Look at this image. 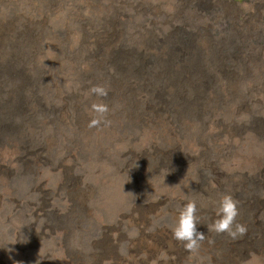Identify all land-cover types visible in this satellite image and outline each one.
I'll use <instances>...</instances> for the list:
<instances>
[{
  "label": "bare ground",
  "instance_id": "6f19581e",
  "mask_svg": "<svg viewBox=\"0 0 264 264\" xmlns=\"http://www.w3.org/2000/svg\"><path fill=\"white\" fill-rule=\"evenodd\" d=\"M183 1L168 0L174 7V20H182L176 9L183 6ZM233 4L242 9L253 6L249 3ZM184 5H188V0ZM206 7H202V12ZM106 19H102V26H81V38L87 44L85 57L72 68L71 79L66 77L68 89L60 87L61 91H54L58 104L50 111L49 104L30 93L31 88L23 75L26 72L18 68L20 63L18 66L12 63L17 58L23 61L21 57H27L24 49L32 43L31 35L25 31L24 37L13 38L8 27H0V34L10 38L8 42L14 43V53L18 55L0 64V88L4 82L9 85L0 95V264H154L162 251L168 253L169 259L167 262L160 260L159 264H264V121H223L215 115L209 119L173 120L169 113L176 108L160 101L163 96L159 92L150 95L154 100L158 99L156 102L141 106L133 104L132 84L155 88L161 79L157 78L156 70L163 73V68H158V64L151 60V65L148 62L146 68L142 57L133 66L136 72L133 75L132 68L121 56L114 22ZM75 36L79 37L78 32ZM41 40L47 50L35 53L33 59L44 64V61L52 60L55 52L51 51L50 39L34 37L35 43ZM56 40L55 35L53 41ZM144 42L140 39L136 44L146 49ZM254 62L260 67H252L253 64L251 67L241 66V70L248 73V77L242 76L244 80L226 74L229 69H222L223 77L218 79L221 88L218 95L212 93V98L218 101L219 98L229 99L231 88L242 83V96H253L251 93L257 90L251 84L260 82L259 78L264 79V54ZM84 70L88 72V85L82 87ZM199 74L197 70L178 73L168 80H172L171 86L174 87L189 84L195 97L204 86L200 85L201 77L200 81L198 77L192 78ZM147 76L150 78L145 80ZM94 86L106 88L107 95L90 93ZM3 88L6 87L2 86L0 90ZM81 90L87 96L90 94L92 100L84 101ZM113 92L117 97L115 103H110ZM258 97L262 99L264 94ZM94 103L108 106L107 122L89 127V121L96 115L91 109ZM211 109L216 112L215 107ZM137 124L141 129L133 133L131 129ZM199 132V136L194 135ZM77 136L78 140L89 137L93 149L101 146L98 149L103 166L92 157L89 174L93 184L108 188L97 191L100 197L92 186L86 184L87 180L84 183L72 173V162L75 164L81 160L76 154ZM225 140L237 144L224 149ZM114 149H119L116 157L112 153ZM87 150L81 149V153ZM136 168L143 174L141 188L133 171ZM110 169L115 170V175ZM16 175H21V179L16 181ZM113 176L116 179H112ZM16 184L18 188L14 187ZM225 192L237 201L239 214L236 221L246 228L245 233L236 238L207 228L215 219V202ZM190 193L197 196V200L192 199ZM185 197L196 201L199 207L197 228L205 237L193 254L173 239L169 227L175 222L179 206L186 202ZM133 230L138 234L130 237L128 233ZM75 239L79 244L69 248L68 241Z\"/></svg>",
  "mask_w": 264,
  "mask_h": 264
},
{
  "label": "rangeland",
  "instance_id": "374dc122",
  "mask_svg": "<svg viewBox=\"0 0 264 264\" xmlns=\"http://www.w3.org/2000/svg\"><path fill=\"white\" fill-rule=\"evenodd\" d=\"M220 1H230V3L219 4L214 3L211 0H188V5L185 7L184 0L183 6H180L179 10L176 9V12L181 14L182 18L181 21H178L172 18V10L174 7L170 6L168 0H0V27H8L7 29L10 31V35L13 36V38L23 36L22 34L25 31V33H29L31 35V40L33 39L32 43L30 42L29 48L24 49L27 50V57H21V60L23 61H19L17 60L19 58H17L12 63L14 65L17 64V66L18 62L20 63L18 68L20 67L24 73L26 72L23 74L21 71L24 77L26 76L27 78L28 87L31 88H29L30 93H32L35 98L49 104V106H47L48 111L52 109V106L54 107L55 104H58V102H56L57 100H55L57 99V96H54V91H56V89L61 91V88L62 90H66L69 82L66 77L71 79V76L74 73L72 68L77 67L78 64L81 63V59L85 57V49L87 44L82 41L81 26H102V19L107 18V21L112 20L114 22V26L119 34V46L121 50L120 52L122 54L121 56L126 60L127 65H130L132 68L131 71L133 75L136 74L135 67L133 66L138 63V58L142 57L144 61H146V68L148 67V64L151 65L149 60L153 61L152 63L158 64V68H163V73L158 72L155 68L157 72V78L161 77L155 88L151 87L148 81L146 82L152 89L148 88L147 86L144 87V85H139L136 83L132 84L134 92L131 96L134 97L131 102L133 104L135 103L136 105L141 106L147 103L156 102L158 99L154 100L150 95L157 94L159 92V94L163 96L160 101H164L170 105V108H176V111L169 113L170 118L173 120H181V118L195 120L199 118L209 119L212 117V115H215L223 121L231 119L236 122H245V120H247L248 123L252 122L253 120L264 121V97L262 99L261 97H258L261 94H264V79L262 78L258 79L261 83L257 81L258 83L254 82L251 84V87L257 91L252 92L251 95L253 96H250V98L248 94L242 96L240 92L244 86V83L240 84L241 86L235 85L233 88H231L228 94L229 99L219 98L218 101L217 98H212L213 94L218 95L217 91L221 88V82L218 79L220 77V79H222L223 77L220 72L222 69H229V71H225L226 74L231 73L232 76L237 75L241 80H244L243 77H248V73H245L243 70H241V66L251 67L253 64L252 67H260L254 61L256 60L258 62L260 57L264 54V0ZM234 2H237L239 5L243 3H249L253 6L247 9H242V7H236L237 5H234ZM260 4L262 6L259 7ZM205 5L207 7L202 12L201 9ZM177 13L175 14L178 15ZM202 13H204V15H202ZM83 20L84 23L82 22ZM77 32L79 37L75 36ZM54 33L58 39L56 41H53L55 36ZM136 35L138 37H136ZM5 37L6 36L4 34H0V64L11 60L15 56H18L15 55L16 53H14V43H9L8 41L10 38L7 39V37ZM34 37L40 39H50L51 51L52 53L55 52L51 61L46 60L43 62L44 64H42L41 61L38 60L39 62H37V59H33V55L35 53H45V50H47V45L45 47V44H43L44 41L41 40L39 41L40 43H35ZM61 37H63V40ZM140 39L145 41L144 44L145 46L147 45V48L149 47L148 49H142V47L136 44L137 40ZM72 43H76V45L69 47L72 45ZM154 52L158 55L161 54V56L156 55ZM30 53L31 58L29 57ZM57 53L58 55H56ZM127 55L129 56L128 58ZM7 56L8 59H6ZM154 59L157 60L155 61ZM201 66L204 70L200 69ZM196 70L200 71V76H195V78H192L195 80L198 77L200 81L201 77L202 81L200 82L202 83H200V85L204 86L199 89L201 93L195 97L192 95V91L194 89L192 90V87H189V84L182 83L181 87H174L171 86V84H173L171 83L172 80H168L178 73L195 72ZM84 74L83 76L85 77V81L80 83L83 84L81 85L82 87H84L86 84L88 85V82H86L88 79V72L84 70ZM95 76H99L98 72L95 73ZM148 77L150 78V76H147L144 79L146 80ZM75 79L76 76L74 75L73 80ZM165 81L166 83H164ZM7 85L8 83H3L2 86H5L6 88L0 90V95H2L4 90L9 87V85ZM183 85H185V87H183ZM81 92L83 96L86 94L83 90H81ZM235 92L237 94H235ZM172 94L173 99L171 98ZM207 94L210 95L207 96ZM114 95L116 94L113 92L110 95L111 99L108 102L115 103L117 95ZM243 97H246V99ZM82 99L84 101L92 100L90 94L88 96L85 95L82 97ZM122 99L123 95L120 97V100ZM189 105L193 106L184 108ZM212 107L216 108V112L211 109ZM175 122L178 123V121ZM130 128L127 129L130 130ZM136 129L140 130L141 126L137 124L136 128L133 127L131 130L133 133H136ZM245 131L243 133H245ZM188 135L192 137V134L189 131ZM194 135L199 136L200 132L199 134L196 133ZM64 139L65 138H61L60 140ZM76 141L77 143L75 148L76 151H78L76 154L77 156H81V160H77L75 164L74 162H72L73 164L71 163L73 166L72 173L76 174L77 177L82 178L81 181L83 182H86L87 180L86 184L88 183L87 185L92 186V189L94 188L93 191H95L94 193L99 196V190H108V188L106 189L104 185L101 186L97 183L93 184L94 182L92 181L89 174L91 172L90 168L92 167V157L95 158V162L98 165L103 166V162L100 159L101 152L98 149V147L101 146L93 149V144L91 143L92 141L89 137H86V139L83 140H78L77 136ZM223 142L224 146H226L224 149H227L231 146L233 147L234 145L236 146L237 144L236 142L229 140H225ZM86 148L88 150L82 151L81 153V149ZM118 150L119 149H114L112 152L115 153V157ZM133 171L135 173V178H137L136 182L138 181L139 187L141 188L143 174H140V171L137 168ZM110 172L113 175L116 173L115 170L112 169H110ZM14 178L16 181H18L21 179V175H16ZM30 178L33 179V176H30ZM113 178L116 179V176H113L112 179ZM17 186L18 184H16L14 187L18 188ZM189 195H191L192 199L197 200L198 198L197 196L195 197L193 193H190ZM197 209H199V207H197ZM80 237H82V235H80ZM77 242L78 241L76 239L68 241L69 248H73L72 246H77V244H79V242Z\"/></svg>",
  "mask_w": 264,
  "mask_h": 264
},
{
  "label": "clouds",
  "instance_id": "9594fccd",
  "mask_svg": "<svg viewBox=\"0 0 264 264\" xmlns=\"http://www.w3.org/2000/svg\"><path fill=\"white\" fill-rule=\"evenodd\" d=\"M90 93H95L98 96H106L107 89L103 86H94L90 89ZM91 109L96 115H94L89 121V127L97 126L101 123V121H105V114L109 111L106 104L94 103L91 105ZM185 199L186 202L180 205L177 210L175 222L169 227L173 239L181 242L183 247L190 254H193L198 251L200 248V242L204 240L205 237L203 232L199 231L197 228V225L199 224V218L197 216L196 201L187 199L186 197ZM214 212L215 219L207 225L209 231L218 234L226 233L233 238L245 233V226L236 221V217L239 214V208L237 206V201L230 193L225 192L221 194V196L215 202ZM128 234L130 237H134L138 233L133 230ZM168 259V253L166 251H162L154 264H159L160 260L167 262Z\"/></svg>",
  "mask_w": 264,
  "mask_h": 264
}]
</instances>
